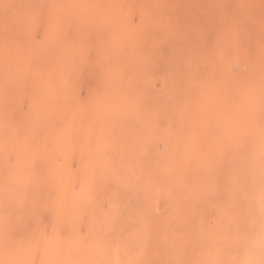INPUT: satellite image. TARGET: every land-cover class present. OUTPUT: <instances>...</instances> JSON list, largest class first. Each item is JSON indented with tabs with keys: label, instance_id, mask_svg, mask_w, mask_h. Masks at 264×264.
I'll return each instance as SVG.
<instances>
[{
	"label": "rangeland",
	"instance_id": "374dc122",
	"mask_svg": "<svg viewBox=\"0 0 264 264\" xmlns=\"http://www.w3.org/2000/svg\"><path fill=\"white\" fill-rule=\"evenodd\" d=\"M264 264V0H0V264Z\"/></svg>",
	"mask_w": 264,
	"mask_h": 264
},
{
	"label": "bare ground",
	"instance_id": "6f19581e",
	"mask_svg": "<svg viewBox=\"0 0 264 264\" xmlns=\"http://www.w3.org/2000/svg\"><path fill=\"white\" fill-rule=\"evenodd\" d=\"M118 264H120V263H118Z\"/></svg>",
	"mask_w": 264,
	"mask_h": 264
}]
</instances>
